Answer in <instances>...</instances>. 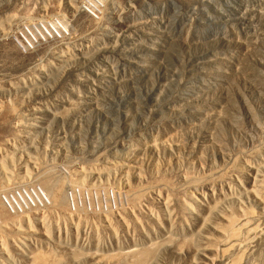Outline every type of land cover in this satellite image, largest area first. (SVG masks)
<instances>
[{
  "label": "rangeland",
  "instance_id": "obj_1",
  "mask_svg": "<svg viewBox=\"0 0 264 264\" xmlns=\"http://www.w3.org/2000/svg\"><path fill=\"white\" fill-rule=\"evenodd\" d=\"M0 206V264H264V0H0Z\"/></svg>",
  "mask_w": 264,
  "mask_h": 264
},
{
  "label": "bare ground",
  "instance_id": "obj_2",
  "mask_svg": "<svg viewBox=\"0 0 264 264\" xmlns=\"http://www.w3.org/2000/svg\"><path fill=\"white\" fill-rule=\"evenodd\" d=\"M51 179H46V180H44V181H50ZM62 180V179H61ZM41 181H43V180H41ZM43 183V182H42ZM45 183V182H44ZM12 185V184H11ZM47 185V184H46ZM50 185V189H48V188H45V190H46V193H47V197H49L50 199V201H51V204H56L58 201H59V195L61 196V198H62V194H59L58 192H59V189H60V186H61V181H59V180H57L56 182H52V183H50L49 184ZM42 186V185H41ZM33 188H35V187H33ZM61 190V189H60ZM44 191V190H43ZM42 191V192H43ZM63 191V190H62ZM45 192V191H44ZM44 192H43V196H42V198L43 199H46V197H45V194H44ZM5 193V192H4ZM3 193V194H4ZM59 194V195H58ZM36 195H40L39 193H37ZM47 200V199H46ZM60 201H61V199H60ZM59 201V202H60ZM66 201H68L67 200V197H66ZM61 203V202H60ZM2 204V203H1ZM53 205V206H54ZM57 205V204H56ZM55 205V206H56ZM58 205H59V203H58ZM62 205V204H61ZM60 205V206H61ZM73 205H74V203H73ZM52 208V207H51ZM0 209H1V206H0ZM10 213V212H9ZM2 214V213H1ZM11 214V213H10ZM4 215V214H3ZM14 216V215H13ZM2 218V217H1ZM4 220H5V218H3ZM6 224H7V222H6ZM1 237V236H0ZM46 257V256H45Z\"/></svg>",
  "mask_w": 264,
  "mask_h": 264
}]
</instances>
